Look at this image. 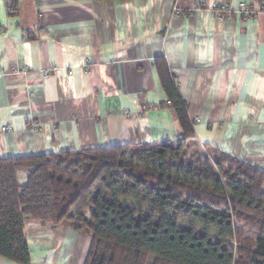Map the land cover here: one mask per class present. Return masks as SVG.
Wrapping results in <instances>:
<instances>
[{
    "label": "crops",
    "instance_id": "obj_1",
    "mask_svg": "<svg viewBox=\"0 0 264 264\" xmlns=\"http://www.w3.org/2000/svg\"><path fill=\"white\" fill-rule=\"evenodd\" d=\"M10 1L0 0L1 157L175 140L163 58L198 138L264 172V0H14L13 13ZM215 2L254 15L218 16ZM25 234L32 264H85L87 232L27 215Z\"/></svg>",
    "mask_w": 264,
    "mask_h": 264
},
{
    "label": "trees",
    "instance_id": "obj_2",
    "mask_svg": "<svg viewBox=\"0 0 264 264\" xmlns=\"http://www.w3.org/2000/svg\"><path fill=\"white\" fill-rule=\"evenodd\" d=\"M155 63L181 134L0 156V256L32 264L30 215L90 234L85 264H264V172L203 143L166 61Z\"/></svg>",
    "mask_w": 264,
    "mask_h": 264
},
{
    "label": "built area",
    "instance_id": "obj_3",
    "mask_svg": "<svg viewBox=\"0 0 264 264\" xmlns=\"http://www.w3.org/2000/svg\"><path fill=\"white\" fill-rule=\"evenodd\" d=\"M233 10L240 12L245 19L251 18L254 15L252 7L246 2H240L237 6H231L226 2H215L213 5V11L218 16H228ZM176 13H178V11ZM196 120L199 121L200 119L197 118ZM3 130L11 131L13 128L12 126H4Z\"/></svg>",
    "mask_w": 264,
    "mask_h": 264
}]
</instances>
